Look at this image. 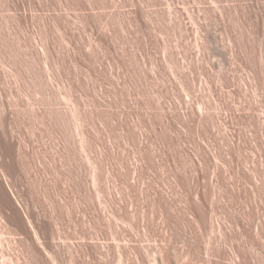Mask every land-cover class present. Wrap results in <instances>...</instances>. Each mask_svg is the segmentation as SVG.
I'll use <instances>...</instances> for the list:
<instances>
[{"label":"rangeland","instance_id":"obj_1","mask_svg":"<svg viewBox=\"0 0 264 264\" xmlns=\"http://www.w3.org/2000/svg\"><path fill=\"white\" fill-rule=\"evenodd\" d=\"M0 90L48 264H264V0H0Z\"/></svg>","mask_w":264,"mask_h":264},{"label":"bare ground","instance_id":"obj_2","mask_svg":"<svg viewBox=\"0 0 264 264\" xmlns=\"http://www.w3.org/2000/svg\"><path fill=\"white\" fill-rule=\"evenodd\" d=\"M2 90V89H1ZM0 90V91H1ZM3 92V91H2ZM2 94V93H1ZM0 94V225H2V228L0 227V235L2 236V234H3V232L5 233V234H7V236L10 238V240L11 241H9V242H13V243H15L16 244V242H18L17 244H19L20 243V247H19V251H21V249H22V254H23V256H24V259H25V262H24V264L25 263H27V264H48V260H50L49 259V257L51 258V257H54L55 258V256H57L58 254H56V255H52L53 253H54V251L52 252V254H51V248H50V250H49V245H48V242L46 241L47 240V236H46V234H45V232L43 231L44 229H45V227L43 228V221L42 220H40V222H42V223H38V224H40V225H42L41 227L43 228V230H42V228L41 227H38L37 226V224L35 225V223L32 221V219H31V216L33 215V214H31V213H28L27 211H25V212H23V207H27V206H25L26 204H24V206L23 207H21L22 206V204H23V202H22V200H21V205H20V207L22 208L21 209V212L18 210V206L19 205H17L18 203H17V195H15L16 193H14V188H13V190H12V188L11 187H13L12 186V184H10V183H8L9 181L11 182V180L12 179H14L15 177H16V175H14L13 176V172H12V175L10 174V175H8L9 177H11V180H9L8 178V176H6V173H5V171H4V168L6 167V166H8L7 164H9L10 166H12L13 165V163H14V159H13V152H14V148H15V144L13 143V141L12 140H9V139H7L8 138V136H7V132H6V130L5 129H7V128H5V127H3V126H5L4 124H3V122H4V119L6 118L5 117V115L7 114V113H5L6 111L5 110H7V109H4L5 107H3V103H4V101L2 100V98L4 97V96H2ZM2 97V98H1ZM2 101H3V103H2ZM5 106V105H4ZM5 111V112H4ZM10 113V112H9ZM14 115V114H13ZM7 116V115H6ZM44 118V117H43ZM5 120H7V119H5ZM8 121V120H7ZM5 123H7L8 124V122H5ZM7 127V126H6ZM15 127V126H14ZM8 129H9V127H8ZM12 131V129L10 128L8 131ZM9 134H10V132H9ZM14 139H15V137H14ZM13 139V140H14ZM25 139H27V138H25ZM18 139H16V141H17ZM24 140V139H23ZM22 141V140H21ZM25 141H27V140H24V142L22 143L21 142V144H24V145H26L25 144ZM17 143V142H16ZM17 145V144H16ZM23 145V146H24ZM21 145L20 144H18V147H20ZM27 146V145H26ZM17 147V146H16ZM25 147V146H24ZM23 148V147H22ZM24 150H26V148L24 149ZM15 152H17V151H15ZM25 154V153H24ZM22 155V156H24V157H27L26 155H27V153H26V155ZM14 155H15V153H14ZM30 155V154H29ZM16 157H17V155H16ZM23 157V158H24ZM25 159V158H24ZM15 161H17V160H15ZM16 166H18V164L16 163ZM13 167H14V165H13ZM7 168V167H6ZM11 168V167H10ZM16 168H17V170H18V168H19V166L18 167H15V170H16ZM21 168H23L22 166H21ZM9 169V168H8ZM14 169V168H13ZM12 169V171H15V170H13ZM20 170V169H19ZM19 170L18 171H16L17 173V176H18V172H19ZM22 170V169H21ZM42 170H44V167H43V169ZM23 171V170H22ZM19 172V173H21V175H24V174H22L23 172ZM8 172H10L11 173V170L10 171H8ZM43 172H46V171H43ZM42 172V173H43ZM9 174V173H8ZM44 174V173H43ZM20 175V174H19ZM27 175V174H26ZM8 177V178H7ZM18 177H20V176H18ZM24 177H26V176H24ZM18 179H21L22 180V178H18ZM30 179V178H29ZM14 180H17L16 178L14 179ZM14 180H12L13 182H14ZM20 180V181H21ZM16 182V181H15ZM14 182V183H15ZM13 183V184H14ZM18 183H19V180H18V182H17V184H16V186L18 185ZM15 184H14V186H15ZM10 185H11V187H10ZM20 185V184H19ZM19 185H18V187H19ZM18 187H17V189L16 190H18ZM21 187H22V185H21ZM21 189V188H20ZM15 190V191H16ZM23 190V189H22ZM20 191V190H19ZM21 192V191H20ZM23 192V191H22ZM19 192L17 191V194H18ZM35 194V193H34ZM19 196H21V198H22V196H23V193H22V195H21V193H19L18 194ZM31 196V195H30ZM17 197V198H16ZM21 198H19V199H21ZM30 198V197H29ZM34 199V198H33ZM31 200V199H30ZM35 201V200H34ZM20 202V201H19ZM27 202V201H26ZM28 203V202H27ZM32 203V202H31ZM18 207V208H17ZM24 208V209H25ZM33 209V208H32ZM26 210H27V208H26ZM34 210V209H33ZM34 213V212H33ZM36 213V212H35ZM31 214V215H30ZM38 215V214H37ZM38 217V216H37ZM32 218H34V215H33V217ZM37 219V218H36ZM39 219V218H38ZM37 219V220H38ZM75 229V228H74ZM54 230H56V228L54 229ZM58 230V229H57ZM56 230V231H57ZM55 231V232H56ZM59 231H61V229H59ZM53 232V231H52ZM58 232V231H57ZM51 233V232H50ZM60 233V232H59ZM59 233H57V235L59 234ZM75 233V232H74ZM55 233L53 232V234H52V236H54V237H56L55 235H54ZM72 234V233H71ZM49 235V234H48ZM75 235V234H74ZM74 235H73V237H74ZM0 236V237H1ZM7 237V238H8ZM58 237V236H57ZM8 238V239H9ZM50 238V237H49ZM77 238V237H76ZM76 238H73V239H75V241L74 240H70L69 241V239H68V241L70 242L69 243V246H70V248L68 247V251L70 250V258L68 259L69 261H70V264H80V262H79V254L77 253V243H76ZM50 240H51V243H53V247L56 245L57 246V244L55 243V238H53V237H51L50 238ZM57 241H59L58 240V238H57ZM9 242H8V245H9ZM60 242V241H59ZM58 242V243H59ZM62 242V241H61ZM64 242V241H63ZM62 242V243H63ZM50 243V244H51ZM55 243V244H54ZM17 244L15 245L16 247H17ZM60 244V243H59ZM67 244V243H66ZM11 246V245H10ZM14 245L12 246V247H15ZM59 247H61L60 245H58ZM22 247V248H21ZM52 247V246H51ZM52 247V248H53ZM63 247V249L64 248H66V246L64 245V246H62ZM55 248V247H54ZM56 248H58V247H56ZM79 248V247H78ZM62 249V248H61ZM80 249V248H79ZM14 250H15V248H14ZM57 251V250H56ZM19 253V252H18ZM16 255V254H15ZM20 256V255H19ZM22 257V256H21ZM48 257V258H47ZM58 257V256H57ZM19 258V257H18ZM16 259V258H15ZM19 259H21V258H19ZM24 259H22V261L24 260ZM47 259V260H46ZM55 259H57V258H55ZM53 261H54V259H52ZM58 260H59V257H58ZM62 260V259H61ZM61 260H59V261H61ZM17 261V260H16ZM21 261V262H22ZM53 261H52V263H53ZM56 261V264L59 262V261H57V260H55ZM54 261V262H55ZM15 262V261H14ZM63 262V261H62ZM17 263V262H16ZM49 263H51V262H49ZM67 263H68V261H67ZM18 264H20V263H18ZM53 264H55V263H53ZM64 264V263H63Z\"/></svg>","mask_w":264,"mask_h":264}]
</instances>
